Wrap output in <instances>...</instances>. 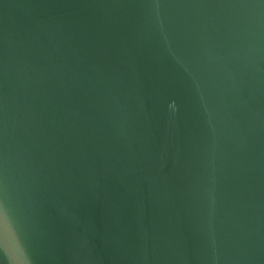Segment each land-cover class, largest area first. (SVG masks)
<instances>
[{
	"label": "water",
	"instance_id": "obj_1",
	"mask_svg": "<svg viewBox=\"0 0 264 264\" xmlns=\"http://www.w3.org/2000/svg\"><path fill=\"white\" fill-rule=\"evenodd\" d=\"M0 264H264V0H0Z\"/></svg>",
	"mask_w": 264,
	"mask_h": 264
}]
</instances>
